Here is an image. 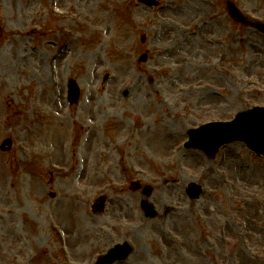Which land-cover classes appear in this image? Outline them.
I'll use <instances>...</instances> for the list:
<instances>
[{"label":"rangeland","instance_id":"1","mask_svg":"<svg viewBox=\"0 0 264 264\" xmlns=\"http://www.w3.org/2000/svg\"><path fill=\"white\" fill-rule=\"evenodd\" d=\"M159 1L0 0V264H95L124 239L118 264H264V157L182 148L188 129L264 105V35L223 0ZM234 1L264 21V0Z\"/></svg>","mask_w":264,"mask_h":264},{"label":"water","instance_id":"2","mask_svg":"<svg viewBox=\"0 0 264 264\" xmlns=\"http://www.w3.org/2000/svg\"><path fill=\"white\" fill-rule=\"evenodd\" d=\"M148 5L158 4L155 0H141ZM230 14L237 21L247 24L264 33V24L261 22L250 21L239 11V9L230 5ZM69 101L76 104L80 99V88L78 84L69 81ZM189 140L185 144L187 148H194L205 152L208 156H215L220 147L234 141H243L256 154H264V107H254L251 110L239 113L233 121L229 122H210L198 128L191 129L188 133ZM7 140L5 145H11ZM147 189V194H150ZM192 198H198L202 193V188L192 184L188 188ZM104 198H101L95 204V210L104 208ZM148 216H155L154 208L148 203L144 204ZM131 253V246L125 244L112 248L106 255L101 257L98 264H112L117 260L126 259Z\"/></svg>","mask_w":264,"mask_h":264}]
</instances>
